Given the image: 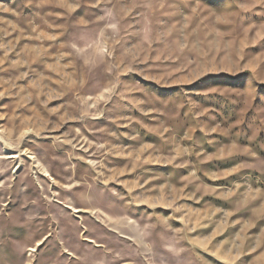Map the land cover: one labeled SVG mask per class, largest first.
<instances>
[{
    "label": "rangeland",
    "instance_id": "1",
    "mask_svg": "<svg viewBox=\"0 0 264 264\" xmlns=\"http://www.w3.org/2000/svg\"><path fill=\"white\" fill-rule=\"evenodd\" d=\"M0 264H264V0H0Z\"/></svg>",
    "mask_w": 264,
    "mask_h": 264
}]
</instances>
